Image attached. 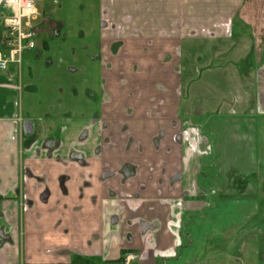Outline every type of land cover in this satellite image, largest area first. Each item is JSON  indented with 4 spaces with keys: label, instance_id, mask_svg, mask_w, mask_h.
Returning <instances> with one entry per match:
<instances>
[{
    "label": "crops",
    "instance_id": "0c3cea01",
    "mask_svg": "<svg viewBox=\"0 0 264 264\" xmlns=\"http://www.w3.org/2000/svg\"><path fill=\"white\" fill-rule=\"evenodd\" d=\"M252 1L258 0H97L103 20L97 58L108 96L100 98L98 116L71 119L69 134L62 131L63 120L60 135L24 131L23 122L33 120L20 116L18 86L30 77L37 45L28 50L22 73L23 64L20 71L11 64L0 69V264H122L124 252L138 254L130 264H264V178L253 174L264 172V142L260 134L254 138L260 129L264 135V84L255 112L231 116L252 124L245 152L261 160L258 169H244L253 176L230 181L229 198L214 191L217 163L211 183L199 181L202 157L218 150L216 129L208 127L212 137L201 131L197 152L181 145L155 153L150 143L151 134L174 117L183 131L192 128L179 118L180 98L172 93L181 85L182 56L187 76L203 43L230 40L239 58L254 66L245 59L251 45L262 61L253 31L243 33L251 25L241 13ZM122 125L141 149L121 147ZM110 139L118 144L112 147ZM56 140L71 146L53 147ZM230 169L237 176L239 170ZM34 205L35 223L30 217L26 222L23 215ZM188 216H201L199 243L190 242L192 229L184 232Z\"/></svg>",
    "mask_w": 264,
    "mask_h": 264
},
{
    "label": "rangeland",
    "instance_id": "374dc122",
    "mask_svg": "<svg viewBox=\"0 0 264 264\" xmlns=\"http://www.w3.org/2000/svg\"><path fill=\"white\" fill-rule=\"evenodd\" d=\"M252 2V6H245L241 13L251 25L245 27L243 33L253 31L256 43V45L253 44L254 50L262 51L259 56L263 55L262 61H264V44L262 46L260 43L264 34V0ZM36 5L42 14L40 18L42 23L37 30V47L34 49L36 58L31 61L32 72L27 79L22 77L21 89L18 86L20 116L23 119L29 117L33 120L32 130L36 131L35 137L59 134L61 120H63L62 131L69 134L71 119L98 116L100 114L99 100L102 96H108L101 89L102 78L97 58L98 37L103 28L102 16L98 11L97 0H40L36 2ZM234 46L235 44L230 40H222L212 45L201 44L203 54L198 60L196 56V67L192 65L193 71L188 76L189 70L184 66L187 56L181 57L183 62L177 72L182 86H178L172 93L176 100L180 98L179 118L191 123L192 128H189L188 132L183 131L182 124H179L174 117L172 123L160 125L150 137L155 153L180 148L181 145L197 152L198 149L201 150V131L212 137L208 127L216 129L217 156L213 154L202 157L204 170L199 181L201 185L211 183L208 182L209 173L215 168L213 162L217 163L219 169L217 176L220 183H215L214 191L218 190L221 192L219 196H226V198L231 196L228 189L230 181L236 178L242 181L246 180V177L253 176L249 175L252 172H244V169H258L261 160L260 154L251 156L245 152L247 140L251 138L249 133L252 132V124L231 116H235L238 112L242 115L246 112L251 113L252 109L255 112L257 95H259L257 89L259 84H264V77L260 75L262 61L259 58L255 60V54L250 45L245 59L254 66L245 64L239 58L241 51H236ZM27 54L31 52L25 51L23 54L21 73ZM30 56L32 58V55ZM210 66L216 67V70L205 72V69ZM27 85L29 86L24 87ZM156 85L166 92L160 81H157ZM246 99L247 103H251L249 108L245 107ZM237 100L238 103H236ZM201 105L211 107L218 105V109L216 112H204L206 110ZM183 108L187 113H182ZM260 120L261 118H257V121ZM195 127L199 130V134ZM254 133L255 139L260 134V139L264 142L261 129L259 133L257 131ZM119 135L124 139L122 148L129 150L138 146L137 149H141L139 141L130 135L126 125H122ZM59 141L50 143L58 148L68 146L65 140ZM108 142L112 147L118 144L114 139ZM140 154L136 160H139ZM126 158L133 157L126 156ZM165 163L166 161L163 162ZM230 168L239 170L237 176ZM253 174L255 179L264 178L262 176L264 172L262 174L258 171ZM239 190L234 194L240 195L242 190ZM37 210V205H34L30 211L28 210L27 215H23V219L27 222L30 217L35 223ZM190 229L193 230V236L189 237L190 242H201V238L198 237L201 233V216H188L185 219L184 232L190 233Z\"/></svg>",
    "mask_w": 264,
    "mask_h": 264
},
{
    "label": "built area",
    "instance_id": "2783aa9c",
    "mask_svg": "<svg viewBox=\"0 0 264 264\" xmlns=\"http://www.w3.org/2000/svg\"><path fill=\"white\" fill-rule=\"evenodd\" d=\"M37 1L40 0H0V69L13 64L20 71L24 52L36 47L37 26L42 16ZM135 259L137 255L132 252L122 255L124 264Z\"/></svg>",
    "mask_w": 264,
    "mask_h": 264
},
{
    "label": "water",
    "instance_id": "95a60500",
    "mask_svg": "<svg viewBox=\"0 0 264 264\" xmlns=\"http://www.w3.org/2000/svg\"><path fill=\"white\" fill-rule=\"evenodd\" d=\"M31 123H32L31 120H25L23 122L25 132H27V133H31L32 132V125H31Z\"/></svg>",
    "mask_w": 264,
    "mask_h": 264
},
{
    "label": "flooded vegetation",
    "instance_id": "af4514ba",
    "mask_svg": "<svg viewBox=\"0 0 264 264\" xmlns=\"http://www.w3.org/2000/svg\"><path fill=\"white\" fill-rule=\"evenodd\" d=\"M24 131H25V129H24ZM32 133H33V130H32V132L29 133V134H32ZM124 253H125V252H124ZM124 253H123V254H124ZM132 253H135V252H132ZM123 254H122V255H123ZM135 254L137 255V258H138V254H137V253H135ZM119 260H120V261H119L120 263L124 264V263H123V260H122V256H121V258H120Z\"/></svg>",
    "mask_w": 264,
    "mask_h": 264
},
{
    "label": "trees",
    "instance_id": "16d2710c",
    "mask_svg": "<svg viewBox=\"0 0 264 264\" xmlns=\"http://www.w3.org/2000/svg\"><path fill=\"white\" fill-rule=\"evenodd\" d=\"M58 264H60V263H58Z\"/></svg>",
    "mask_w": 264,
    "mask_h": 264
}]
</instances>
